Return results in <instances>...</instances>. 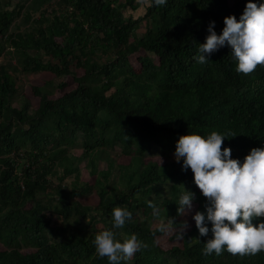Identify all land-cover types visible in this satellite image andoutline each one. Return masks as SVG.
<instances>
[{
  "label": "trees",
  "instance_id": "16d2710c",
  "mask_svg": "<svg viewBox=\"0 0 264 264\" xmlns=\"http://www.w3.org/2000/svg\"><path fill=\"white\" fill-rule=\"evenodd\" d=\"M12 4L0 0V264H111L93 241L112 227L116 206L133 213L115 229L117 238L135 233L147 245L120 264H264V250L243 256L226 248L203 252L212 233L202 236L193 215L206 211L207 198L191 168L184 171L182 161L170 159L188 132L228 133L222 148L231 147L241 161L252 148L264 147V66L237 72L228 45L207 63L193 59L209 23L215 20L222 34L224 18L239 19L247 0ZM142 6V16L126 14ZM21 16L26 28L20 31L15 21ZM5 53L14 65L1 60ZM12 70L50 73L62 79L58 93L36 86L38 107L32 112L28 101L15 107L19 88ZM117 146L128 164L116 166L111 159L108 153ZM76 148L82 155L71 153ZM155 155L166 162L146 161ZM102 159L107 169H99ZM83 161L93 182L82 179ZM184 186L196 200L192 212L180 214ZM91 194L96 205H82L78 197ZM53 215L62 218V227L52 226ZM159 220L170 226L154 229ZM170 230L171 241L180 243L165 249L159 240Z\"/></svg>",
  "mask_w": 264,
  "mask_h": 264
},
{
  "label": "clouds",
  "instance_id": "9594fccd",
  "mask_svg": "<svg viewBox=\"0 0 264 264\" xmlns=\"http://www.w3.org/2000/svg\"><path fill=\"white\" fill-rule=\"evenodd\" d=\"M154 3L167 5L168 0ZM224 22L222 34L217 33L215 20L209 23L206 42L199 43L193 59L207 63L214 52L228 45L237 61V72L250 74L258 65L264 66V0H247L239 19L232 14ZM225 138L228 133L219 131L207 135L188 132L176 142L174 157L177 162L182 161L184 171L191 168L195 184L208 201L206 211H195L193 215L202 236L212 233L203 252L221 254L226 248L233 254L255 255L264 250V219H260L264 217V147L252 148L241 161L232 157L231 147L222 148ZM195 200L196 193L184 186L178 212H192ZM132 216L126 206L114 207L112 227L95 236L96 252L107 257L111 264L130 260L147 246L135 233L123 241L117 238L115 229L123 228ZM161 227L167 229V225ZM186 227L187 222L179 233L181 238Z\"/></svg>",
  "mask_w": 264,
  "mask_h": 264
},
{
  "label": "rangeland",
  "instance_id": "374dc122",
  "mask_svg": "<svg viewBox=\"0 0 264 264\" xmlns=\"http://www.w3.org/2000/svg\"><path fill=\"white\" fill-rule=\"evenodd\" d=\"M19 0H13V8L15 5H17V2ZM48 10L52 11L53 10V7H48ZM145 12V9L144 7L142 6V8H139V10H136V11H132L131 9H128L126 11V14L127 15H134L135 17H139V16H142ZM34 16L36 18H39V14L38 13H34ZM22 17H19L18 20L15 21L16 24L18 25H21L19 27V30H24L26 28V25L22 23ZM14 28V25H12L11 29ZM146 31V28H142L140 31H138V35L139 36H142V33ZM7 52V51H6ZM12 55H6L5 53V56L1 59V60H6V63H9L11 62L12 65L15 64V61L14 59H11ZM134 63L135 60H133ZM12 74L16 77V82H17V87L19 88V93L18 95L16 96L15 100L13 101V105L15 107H19L21 105H23L25 102H30V105H31V110L33 112V110H35V108L38 107V103H39V100L37 98L34 97L33 95V90L32 88L33 87H36V86H39V87H46L52 92L51 95H55L54 93H58V87L57 85H59L62 81V79H57L56 77H53L50 73H41V74H25L23 72H16L14 70H12ZM68 82H70L72 79L71 78H66ZM65 80V79H63ZM71 83V82H70ZM72 154L76 155V156H80L82 155V150L81 149H73L71 151ZM110 156H111V159L115 162L116 166L117 165H120V164H128L130 162V158L129 157H126L122 154L121 152V149L119 148V146L115 147L114 150H110V152L108 153ZM105 155V154H104ZM170 159L173 160V161H176L175 160V157H174V154H171L170 155ZM153 161V162H159L160 164H164L166 162V157L164 156H157L155 155L154 157L152 158H147L146 161ZM87 165V162L86 161H83L79 164V167L81 169V174H82V179L84 181L86 180H89L91 182H93V177L89 174V171L86 167ZM107 165H108V162H106V160H101L100 163H99V169H107ZM72 179L73 178H70V179H67L64 184L66 185V187H69L71 182H72ZM117 180V175H114V177H112V181L111 182H116ZM22 186L24 185L23 182L21 183ZM93 196V198L91 197ZM78 199L80 200V202L82 203V205H96L97 203V200L95 198V194H91L89 196H80L78 197ZM190 223H193V220H190L189 221ZM51 224L53 227H62V218H60L59 216L57 215H53L51 217ZM85 225H87L85 223ZM161 225H169V222L168 221H154V224H153V228L155 229H158V228H161ZM99 228L102 227V224L98 225ZM174 231V229H173ZM101 232V231H99ZM173 236V232L170 230L168 231L167 233L165 232L163 238L161 240H159V244L160 245H163L162 247L165 248V249H170L169 248V244H171L172 242H175L178 241L180 243V240H172L171 241V237ZM0 250H4V247L2 245H0ZM28 251L27 249H24L23 252H26Z\"/></svg>",
  "mask_w": 264,
  "mask_h": 264
}]
</instances>
